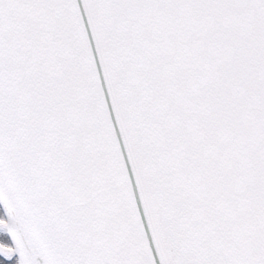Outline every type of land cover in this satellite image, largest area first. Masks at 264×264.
<instances>
[{
    "label": "snow or ice",
    "instance_id": "obj_1",
    "mask_svg": "<svg viewBox=\"0 0 264 264\" xmlns=\"http://www.w3.org/2000/svg\"><path fill=\"white\" fill-rule=\"evenodd\" d=\"M0 264H264V0H0Z\"/></svg>",
    "mask_w": 264,
    "mask_h": 264
}]
</instances>
